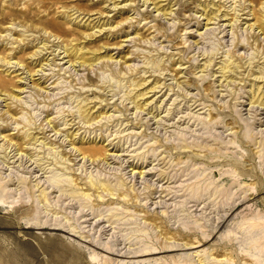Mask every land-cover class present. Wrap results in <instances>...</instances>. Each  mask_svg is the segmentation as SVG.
Returning a JSON list of instances; mask_svg holds the SVG:
<instances>
[{
  "label": "rangeland",
  "instance_id": "obj_1",
  "mask_svg": "<svg viewBox=\"0 0 264 264\" xmlns=\"http://www.w3.org/2000/svg\"><path fill=\"white\" fill-rule=\"evenodd\" d=\"M0 264H264V0H0Z\"/></svg>",
  "mask_w": 264,
  "mask_h": 264
},
{
  "label": "bare ground",
  "instance_id": "obj_2",
  "mask_svg": "<svg viewBox=\"0 0 264 264\" xmlns=\"http://www.w3.org/2000/svg\"><path fill=\"white\" fill-rule=\"evenodd\" d=\"M94 153V152H93Z\"/></svg>",
  "mask_w": 264,
  "mask_h": 264
}]
</instances>
